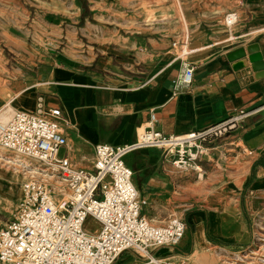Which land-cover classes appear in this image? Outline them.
Returning a JSON list of instances; mask_svg holds the SVG:
<instances>
[{"label":"crops","instance_id":"crops-1","mask_svg":"<svg viewBox=\"0 0 264 264\" xmlns=\"http://www.w3.org/2000/svg\"><path fill=\"white\" fill-rule=\"evenodd\" d=\"M91 11L81 1L77 13L72 12L73 17L60 29L56 44L48 41L55 36L35 42V56H26L10 69L8 86L16 95L13 104L28 110L41 107L45 112L60 108L68 137L64 155L83 167L90 166L97 143H133L138 132L150 126L166 134L186 135L247 109L250 112L244 121L215 139L204 158L216 162L220 156L228 157V146L242 143L240 149L251 157L248 182L252 179L251 187L263 186L264 77H256V73L264 72V0H242L241 13L235 10L238 22L227 29L230 37L224 39L218 34L220 19L204 18V9L196 12L201 32L195 42L200 43L190 60L175 53L174 40L161 33L120 35L95 46L90 43ZM45 20L52 23L44 31L59 30L55 20ZM252 44L258 46L262 69L256 72L249 61L247 67L235 70L232 65L246 61L250 54L234 61L228 55ZM188 63L195 66L191 85L181 82ZM174 158L166 149L143 147L129 152L125 161L134 171L140 193L148 199L144 213L163 223L173 209L182 210L187 230L173 249L189 252L194 249L199 226L206 237L208 219L204 212L179 209V193L197 185L185 179L187 168L173 165ZM189 227H193L192 239Z\"/></svg>","mask_w":264,"mask_h":264},{"label":"built area","instance_id":"built-area-1","mask_svg":"<svg viewBox=\"0 0 264 264\" xmlns=\"http://www.w3.org/2000/svg\"><path fill=\"white\" fill-rule=\"evenodd\" d=\"M237 22V11H229L225 26ZM184 36L182 31L173 43L180 47V56L186 55ZM194 69V64H186L183 84L191 85ZM249 112L236 110L186 135L150 126L139 131L133 143H97L88 167L59 154L68 145L60 108L12 113L7 122H0V148L26 158L28 164H17L26 172L17 213L0 227V264H115L128 251L152 256L160 247H176L185 235V220L151 223L143 211L148 199L136 186L125 156L143 147L162 148L175 155V167L199 171L215 139L238 127Z\"/></svg>","mask_w":264,"mask_h":264},{"label":"rangeland","instance_id":"rangeland-1","mask_svg":"<svg viewBox=\"0 0 264 264\" xmlns=\"http://www.w3.org/2000/svg\"><path fill=\"white\" fill-rule=\"evenodd\" d=\"M81 1L87 3L92 9L89 20L94 28L90 33V43L95 46L114 40L120 35L137 36L147 33L159 35L161 33L174 41L181 38L183 30L177 22L175 0H86L87 2L83 0H0V99L3 102H8L13 96L8 86L9 73L12 72L10 69L16 68L18 61H23L21 59H26V56H35L32 50L35 42L44 43L47 36H55V40L48 41L56 44L57 35L61 36L60 29L73 17L72 12L77 13ZM179 1L188 20L189 32L185 34L186 55L183 57L189 60L199 47L195 45L196 38L201 32L198 27L200 23L195 21L196 12L204 9V18L211 16L221 20L218 28L220 39L230 37L228 28L224 24L226 14L232 10H239L241 13L242 0ZM47 18L55 20L54 22L60 27H58L59 30L54 27L52 30L44 31L48 30L52 23H48L45 20ZM29 29H35L36 32ZM179 50L180 47H177L174 52L177 53ZM3 102L0 101V104ZM240 147H243V144L238 142L228 146V157L220 156L216 162L211 160V163L206 158L202 159L199 162L202 171H196L193 168H187L190 170L185 171V179L192 180L197 187L188 186L186 190L182 189L178 195L179 209L187 208L189 212L195 209L194 211L200 212V215L204 212L208 219L205 225L207 240L195 256H188L194 249L182 252L160 247L154 251L159 255L152 253L153 257L154 259L167 258L166 261L156 263L153 257L148 258L146 254L143 256L128 251L118 259V264H168V262L176 264L178 261L180 264H189L193 258L200 260L201 264H206L205 258H201L205 257L204 254L212 257L211 261L214 264H264V249L259 255L253 254V251L259 248V244H264L259 229L260 224L264 225V185L251 187L252 179L248 182L251 157L249 153L244 155ZM4 151L7 155L15 154L6 149ZM59 154L64 155L63 148ZM0 164L4 171V174L0 175L1 227L13 219L17 213L25 173L20 169L16 171L15 167L9 163ZM201 173L202 176H200ZM257 182L253 184L256 185ZM172 214L182 216V210L178 212L173 209ZM189 229L190 239H192L193 227ZM161 249L165 251L161 253ZM178 254L187 257L183 259L173 257ZM245 254L249 256L243 258Z\"/></svg>","mask_w":264,"mask_h":264},{"label":"bare ground","instance_id":"bare-ground-1","mask_svg":"<svg viewBox=\"0 0 264 264\" xmlns=\"http://www.w3.org/2000/svg\"><path fill=\"white\" fill-rule=\"evenodd\" d=\"M142 1V0H141ZM126 2V1H125ZM175 8L177 9V22H182V24H183V26H182V24L180 23V26H181V28H182V30H183V32H185L184 34H187V32H189V28H188V20H187V16L185 15V13H184V11H183V8H182V5H181V1H179V0H175ZM184 28V29H183ZM184 39H185V41H186V35L184 36ZM199 41H197V42H195V45H199ZM186 47L184 46V49H185ZM16 97V95L15 94H13V96H12V98L11 99H9V101L8 102H6V101H4L3 102V100L2 99H0V101L1 102H3L2 104H0V106H2V108H1V110H0V122H7L9 119H10V117L12 116V113H14V112H16L17 110H21L22 108H17L14 104H13V100H14V98ZM23 110H28V109H23ZM30 111H36V110H30ZM20 155H17V154H14V155H7L6 153H5V151H4V149H2V148H0V163H2L3 165H7V163H9V164H11L13 167H15L14 169L16 170V171H18L19 169H20V171H24V172H26V170L24 169V168H19L18 166H17V164H20V163H25V164H28V160H26V158L25 159H23V158H21V157H19ZM207 156V153H205L203 156H202V159H204V157H206ZM200 168H202V166H200ZM2 169H3V167H2V165L0 164V175H2V174H4V171H2ZM199 170H201L202 171V169H199ZM203 174L201 173L200 174V176H202ZM187 209V208H186ZM149 216V215H148ZM150 217V216H149ZM172 217H177V218H183L182 216H178V215H175V214H173V215H171V216H169L168 217V219H170V218H172ZM151 218V217H150ZM184 219V218H183ZM167 220V219H166ZM165 220V221H166ZM150 221H151V223H153L154 225H157V226H162V225H165V221L163 222V223H156L154 220H153V218H151L150 219ZM260 232H261V235L263 236V238H261V240H263L264 241V225L263 224H260ZM186 230H187V228H186ZM185 234H186V232H185ZM184 237H185V235H184ZM183 237V238H184ZM183 238H182V240H183ZM182 240L180 241V242H182ZM206 237H205V235H204V233H203V229H202V227L201 226H199L198 228H197V230H196V232H195V248H194V252L192 251V253H190V254H188V256H191V255H196V252H198V251H200L202 248H203V245H204V242H206ZM179 245V244H178ZM177 245V246H178ZM176 246V247H177ZM259 246V248L258 249H256L255 251H253V254H258L259 255V253L261 252V250H263L264 249V244H259L258 245ZM166 248H168V247H166ZM175 248V247H174ZM173 249V248H172ZM139 254H142L143 256H145V254L144 253H139ZM154 254V253H153ZM153 254H152V256H150L149 254H147L146 256H149V258L150 257H153ZM205 255V257H201V258H205V260H206V264H214V262H212L211 260H213V258L212 257H210V256H206V254H204ZM239 255V254H238ZM122 256V255H121ZM120 256V257H121ZM249 255L247 254H245L244 256H243V258L245 257V258H247ZM174 258L175 257H180V259H183V257H187V256H185V255H174L173 256ZM153 259V261H155L156 263H159V262H163V261H166L167 260V258H162V259H154V257L152 258ZM144 263H149V262H144ZM166 263V262H165ZM171 262H168V264H170ZM161 264H163V263H161ZM176 264H180V262L178 261ZM182 264V263H181ZM189 264H201L200 263V260H198L197 258H193L191 261H190V263Z\"/></svg>","mask_w":264,"mask_h":264},{"label":"water","instance_id":"water-1","mask_svg":"<svg viewBox=\"0 0 264 264\" xmlns=\"http://www.w3.org/2000/svg\"><path fill=\"white\" fill-rule=\"evenodd\" d=\"M258 52H259L258 46L256 44H252V45L248 46L246 49L241 48V49H238L234 52H231L228 55V58L231 61H234L238 58H243V56H246L247 53H249L250 54L249 59L247 58L246 61L243 60V61L237 62L236 64H233L232 67L235 70H240L244 67H247L249 65V61H251L252 63L255 64L252 66V68H254L256 70V72H258L259 69H262L261 68L262 57ZM260 72H262V71H259L258 73H256V77H264V72L263 73H260Z\"/></svg>","mask_w":264,"mask_h":264}]
</instances>
